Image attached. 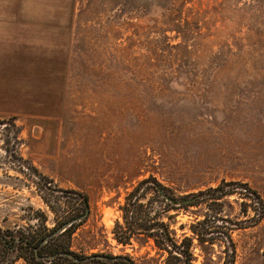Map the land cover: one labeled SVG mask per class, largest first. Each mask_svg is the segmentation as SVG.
<instances>
[{"label":"rangeland","instance_id":"rangeland-1","mask_svg":"<svg viewBox=\"0 0 264 264\" xmlns=\"http://www.w3.org/2000/svg\"><path fill=\"white\" fill-rule=\"evenodd\" d=\"M29 166L88 196L78 251L163 264L152 239L112 232L155 177L177 193L231 192L193 207L232 239L196 248L194 264H230L233 248V264H264V0H0L2 228L47 231L51 205L67 203ZM194 217L169 220L177 240Z\"/></svg>","mask_w":264,"mask_h":264},{"label":"trees","instance_id":"trees-1","mask_svg":"<svg viewBox=\"0 0 264 264\" xmlns=\"http://www.w3.org/2000/svg\"><path fill=\"white\" fill-rule=\"evenodd\" d=\"M27 169L37 179L39 187L54 197L56 204L62 198L67 203L65 206L60 205V208L51 205V210L59 214L60 218L47 231L36 227H0V264H14L20 258L28 264H136L127 254L108 251L85 253L84 250L74 249L72 236L91 213L88 196L80 190L51 186L35 168L29 166ZM149 193L150 198L144 202L143 197H147ZM230 193L224 191L222 186L177 193L172 187L161 184L155 177L142 179L129 193L128 200L123 205L124 221L115 224L113 238L119 244H127L133 238L144 236L154 241L163 264H194L197 258L196 248L209 255L216 242L229 243L232 246V239L229 233L217 230L219 226L209 224L210 220L223 218L207 211L203 214L204 218L199 219L201 210L193 207H198L202 201L213 202L221 207L224 197ZM158 202L159 206L156 204ZM170 209L174 211L172 214H168ZM255 211L258 216L263 213L258 212L257 208ZM181 213H192L195 217L189 225L191 233H185L181 240H177L169 220ZM164 214L169 220L160 218ZM234 256L233 248L232 254L227 258L230 264L234 263Z\"/></svg>","mask_w":264,"mask_h":264}]
</instances>
